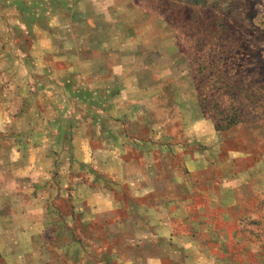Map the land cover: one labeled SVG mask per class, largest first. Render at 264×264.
<instances>
[{"label": "rangeland", "instance_id": "rangeland-1", "mask_svg": "<svg viewBox=\"0 0 264 264\" xmlns=\"http://www.w3.org/2000/svg\"><path fill=\"white\" fill-rule=\"evenodd\" d=\"M65 1L21 3L23 25L31 22L38 31L25 32L20 20L0 34V232H6L0 234V264H264V242H241L264 241V207L261 214L229 210L225 225L216 210L220 201L213 194L210 202L204 194L233 187L232 178L217 174L207 180L199 171L226 154L232 158L231 176L241 171V155L253 150L255 134H264L252 126L264 121L262 1L207 0L202 9L187 0H134L133 19L118 26H131L138 35L117 36L113 42L119 49L113 51L90 43L93 35L74 49L78 29L50 32L49 11ZM180 40L184 53L190 48L192 55L231 51L242 56L228 61L243 62L237 66L245 72L241 106L227 95L206 94L217 114L239 108L247 122L221 133L213 126H116L113 117L111 126L105 114L115 109L109 111L95 78L117 77L111 85L129 96L139 80L150 83L161 73L162 59L165 66L172 59L173 69L187 81L185 90L197 94ZM213 58L209 64L218 65ZM83 75L87 82L81 83ZM99 121L102 126H93ZM254 203L244 205L252 209ZM211 204L214 211L207 214ZM3 213H14L13 218L4 221ZM33 225L36 233L14 236ZM226 246L229 261L222 257Z\"/></svg>", "mask_w": 264, "mask_h": 264}, {"label": "crops", "instance_id": "crops-1", "mask_svg": "<svg viewBox=\"0 0 264 264\" xmlns=\"http://www.w3.org/2000/svg\"><path fill=\"white\" fill-rule=\"evenodd\" d=\"M47 1L48 0H0V34L5 35L8 33L9 24L11 23V25H20V20V27L21 29H25V32L32 33V30L38 31L37 27H32L33 23L31 22L30 24L24 23L23 25L22 12L19 5L21 3H45ZM261 1L264 7V0ZM72 3L73 6L71 10ZM134 3V0H71V2L70 0H66L65 4H63L60 9H50L48 27L51 33H55L57 30L65 33V29L67 32L72 33V29H78L79 39H76L77 42L76 45L73 46L74 49H76V46L82 42L81 38L86 35H93L94 37L91 38L90 43L94 42L93 45L97 44L101 50L113 51L119 49V47H117L118 44L113 42L117 36H123L122 40H130L133 35H138V30H135V28L131 26H118L119 21L125 22L133 19V12L135 10ZM136 8L139 9L143 15L142 8L137 5ZM68 12H71V17L68 15ZM75 13L79 14V16L76 17L77 19H75ZM102 36H108L109 43H105L106 40L103 41ZM83 41L87 42V39L83 38ZM171 45L175 47L174 41H171ZM61 47L63 49L66 48L65 46ZM170 60L172 59L168 60L170 65L169 67V65H164L166 63L165 58L162 59L161 61L164 66H161V73L158 72L154 78L152 76L153 81L150 83L147 80H139V83L136 85L138 88L134 89L129 96L127 95V90L124 91L122 90V87H116V84L114 86L111 85V82L115 83V79L117 77L115 78V76H109L108 78H111L109 80L104 78L99 80V78H95L96 84L97 82L99 84H97L95 89L99 90L100 93H103L105 98L109 100L107 106H111L110 108H112L109 111L115 109V113L113 114L114 116L112 115V111L111 113L108 111L109 114H105L109 118L111 126L112 123L115 122L112 119L113 117L118 120L115 122L116 126H213L216 133L220 132L217 131L212 121L207 120L203 116L197 99V94L195 92L193 93L185 90L187 87V81L183 80L182 74L177 72L176 69H173V63ZM108 67L110 69L112 66L108 64ZM116 72L118 73V70ZM108 75L109 72H107L106 76ZM84 77L85 75L79 76V81H81V83L87 82V79ZM152 83H156L157 86L152 87L150 85ZM187 94H189L188 98L191 104L184 103L187 99ZM130 102L132 104H130ZM135 106H137L136 113H134ZM103 112L107 111L104 109ZM93 123V126H102L100 121ZM252 126L264 129V121L255 123ZM257 134L254 135L255 138L251 141L253 142V150L249 152L245 151L241 155L239 160L242 162L241 171L232 172L231 176V170L227 165L232 159L231 156L228 157L229 154H226L225 156L217 154L218 157L215 166L206 165V167L204 166V168L202 167L199 170L205 171L207 180L215 179L217 174L218 176L221 175V180H225V178L228 180L230 177L232 178L231 181L234 184L233 187H223V185H221V188H210L204 194L210 202L212 201L213 194L217 201H220L216 210L221 213L218 215V217L221 218L220 221H226L225 225L228 223L227 220L229 221L231 218L229 210L233 211L240 208L243 212L253 211V214H261L262 208L264 207V134ZM219 160L220 165L224 163L221 167V171H219L218 168L220 166L218 165ZM225 185H229L228 182H226ZM208 196H211V198H208ZM258 197L263 199L262 203L257 201ZM250 200H254L255 202L252 209H248L246 205H244ZM230 203L233 206H230ZM204 210H207V214L208 210L214 211L213 205H209V209L207 206ZM13 214L3 213L1 219L6 221L11 217L13 218ZM20 216L23 218L26 215ZM211 218L214 219V216ZM32 221L33 220L30 221V225H32ZM255 223L256 222H254L253 225H256ZM208 225L213 226L214 223L209 222ZM2 233L6 232H0V234ZM33 233H36V226L34 227V225L29 232L28 230L24 233L15 231L14 236H27L29 234L32 235ZM224 241L225 240L222 242ZM7 242H10V240ZM229 242L230 241L228 239L227 243ZM241 242L261 244L264 241L259 239L249 240L244 238ZM227 248L228 247L226 246L224 250L225 254H223L222 257H225V259L229 261L230 255L229 252H227L228 250H226ZM259 257L260 256L258 255V258Z\"/></svg>", "mask_w": 264, "mask_h": 264}, {"label": "trees", "instance_id": "trees-1", "mask_svg": "<svg viewBox=\"0 0 264 264\" xmlns=\"http://www.w3.org/2000/svg\"><path fill=\"white\" fill-rule=\"evenodd\" d=\"M180 1V0H178ZM184 2V1H183ZM187 5H195L198 6L201 5L202 9L207 7V0H202L200 3L195 2L191 0H187L185 2ZM188 32V31H184ZM181 35V34H180ZM198 34L195 33L193 36H191L190 40L194 41V37H197ZM181 38V37H180ZM179 38V39H180ZM182 40L179 41L177 44L179 51H181V54L185 56V58L188 60L190 69H192V78L197 86V97L199 99V106L203 112V115L205 118L210 119L214 122V125L217 129V131H227L228 128L234 125H239L240 123H246L247 120L244 118V115L240 112L241 110L239 108L234 107L231 110L232 113L228 110L226 111H220L219 114H217L213 109H215V105L212 107V97H214L216 94L218 96L227 97L229 98L230 102L233 103L235 106L240 107L241 106V99H239L240 94L239 90H241V85L245 80L243 79V76L245 77V72L239 71L237 66H242L243 62H238L236 66H233L232 60L234 59H239L240 54L231 52L229 51L226 55L223 53H217L214 52L215 54H206V53H200L197 51V53H193L192 55V50L189 48L187 51L184 53L185 49L183 47V44L181 42ZM196 52V51H195ZM196 55V56H195ZM217 56V64L214 66L213 64H209V62L214 59L213 56ZM226 57L225 60L223 58L219 59V57ZM213 58V59H212ZM228 58V60H226ZM211 59V60H210ZM230 59V62H228ZM215 61V59H214ZM222 62V65L220 63ZM198 66L195 67V65ZM239 64V65H238ZM212 83V84H211ZM218 85L215 87V85ZM209 85H214L209 88ZM224 88V90H223ZM204 89H207L204 90ZM215 89V90H214ZM211 93H209V92ZM225 93H224V92ZM211 94L212 97H209L208 94ZM227 95V96H226ZM215 98V97H214ZM238 100V101H237ZM230 109V108H229ZM255 121L254 123H256ZM222 126H226L222 127Z\"/></svg>", "mask_w": 264, "mask_h": 264}]
</instances>
